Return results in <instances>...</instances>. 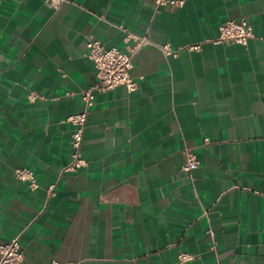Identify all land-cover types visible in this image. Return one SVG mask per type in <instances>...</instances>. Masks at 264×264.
Returning <instances> with one entry per match:
<instances>
[{"label": "crops", "instance_id": "1", "mask_svg": "<svg viewBox=\"0 0 264 264\" xmlns=\"http://www.w3.org/2000/svg\"><path fill=\"white\" fill-rule=\"evenodd\" d=\"M43 1L0 0V244L19 236L20 264H264V0ZM242 20L246 45L208 41ZM128 33L150 41L136 90L94 93L85 166L64 172L96 80L86 43L126 52Z\"/></svg>", "mask_w": 264, "mask_h": 264}, {"label": "built area", "instance_id": "2", "mask_svg": "<svg viewBox=\"0 0 264 264\" xmlns=\"http://www.w3.org/2000/svg\"><path fill=\"white\" fill-rule=\"evenodd\" d=\"M63 0H44L45 6L51 10H58ZM154 5L159 8L163 6H171L181 8L184 0H152ZM254 37L250 26L244 21H226L218 27V36L213 40H208L213 44H228V45H246L248 40ZM126 39L134 42L133 47L127 48L126 52H121L116 48H105L97 41L88 40L86 43V57L92 62L95 68V83L87 90L82 92L81 100L83 103V111L73 115L67 119L73 126V132L70 140L71 162L63 169L64 172L76 171L85 166V161L80 154V146L82 135L86 123V114L89 108L93 105L94 93H103L112 90L116 87H123L127 93H132L136 90V82L131 78L130 70L132 68V57L141 49L150 45V41L146 36H136L128 33ZM184 49L189 51H199L200 45L185 46ZM162 53L169 57H176L178 51L172 50L169 45H164L160 48ZM198 167L197 157L190 151L184 149L183 164L181 171L191 179L192 173ZM14 178L18 181L28 182L30 189L37 187L36 180L32 172L27 169H16ZM47 194H54V186L50 185L47 188ZM23 259L22 248L19 243V236L13 238L8 243L0 244V264H20ZM178 262L184 263L191 260L187 254H180ZM49 264H62L56 261H51ZM215 264H221L216 261Z\"/></svg>", "mask_w": 264, "mask_h": 264}]
</instances>
